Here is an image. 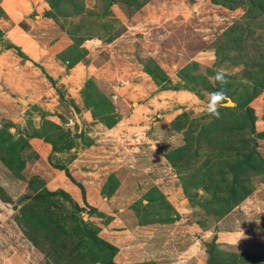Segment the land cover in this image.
<instances>
[{"label": "rangeland", "instance_id": "374dc122", "mask_svg": "<svg viewBox=\"0 0 264 264\" xmlns=\"http://www.w3.org/2000/svg\"><path fill=\"white\" fill-rule=\"evenodd\" d=\"M75 2L84 13L72 12ZM61 5L50 11H57L54 19L46 15L49 6L45 0H0V241L27 255L32 264H102V257L89 254L97 251L90 247L100 241L116 248V264L145 260L149 248L157 249L154 241L161 245L158 253L152 252L158 264H207V260L208 264H218V255L224 259L225 254L234 255L235 264H264V238L258 234H264V165L246 178L250 194L216 217L218 213L207 208L209 195L202 188L203 164L212 160L218 163L213 170L227 168L231 153L221 152L224 142L216 144L217 150L210 148L200 133L219 119L223 123L218 131L225 134L231 123L230 110H223L219 118L207 114L210 89L220 87L215 81L217 71L227 73L231 82L227 90L236 95L251 88V77L260 76L264 16H246L245 2L228 9L210 0H148L131 14L130 6L117 1L100 19L110 20L115 28L100 30L95 26L99 19L92 13L104 10L102 0H67L66 9ZM82 15L95 27L88 29L89 35L81 42L87 52L70 74L77 79L69 82V68L51 78V64L63 63L56 53L46 54L50 41L56 31L67 35ZM232 23H239L243 30L240 46L235 48L230 47L232 34L227 32ZM257 23H261L259 28L254 27ZM120 24L121 32L106 42V34L118 31ZM14 31L34 40L36 52L45 54L47 68L42 60L26 56L14 42H5ZM155 63L166 76L157 85L143 71L145 65L153 69ZM86 81L112 103L110 118L115 121L111 127L82 107L79 92ZM257 96L260 93L248 105L263 118ZM73 99L78 105L74 106ZM236 103L226 95L223 106ZM181 114L180 127H172L171 121ZM259 123L255 121L254 133ZM40 129L51 134L54 144L60 143L61 136H68L73 145L51 151V144L35 135ZM191 136L198 137L197 145L189 140ZM259 139L255 138L253 147L264 161V139ZM176 147L182 149L181 172L164 157ZM51 164L65 166L69 175ZM190 171L195 175L186 183L184 178ZM210 174L212 186L217 171ZM108 176L116 180V187L104 199L100 190L108 184ZM70 178L80 182L91 198V203L79 206L80 210L63 195L44 193L60 189L69 196L73 190L79 193ZM152 188L158 192L157 204L164 210V204L172 208L170 217L175 214V218L169 222L159 221L155 206L145 197ZM144 208L146 219L142 221ZM108 212L138 218L144 225L137 233L130 226L126 230L123 221L108 227ZM26 214L37 215L41 223ZM76 225L83 229L75 234L72 228ZM48 244L54 249H45ZM207 250L214 251L213 257L209 258Z\"/></svg>", "mask_w": 264, "mask_h": 264}, {"label": "trees", "instance_id": "16d2710c", "mask_svg": "<svg viewBox=\"0 0 264 264\" xmlns=\"http://www.w3.org/2000/svg\"><path fill=\"white\" fill-rule=\"evenodd\" d=\"M49 6V11H45L46 15L48 17H52L55 19V15L57 13L56 10H54V14L50 13L55 8V5L61 4V7L63 9H66L65 7V2L67 0H45ZM120 1L121 3L130 6L131 10L129 13H133L140 9L144 3L148 0H102L104 3V10L101 13H92L94 19H99L98 22H96V25L94 22H89L88 19L84 18V15H82V19L77 23L73 24L71 27V30L67 31V35L70 37L71 42L65 49L62 51L56 53V58L59 59L61 63L64 64L65 68H71L79 59L82 57V54H85L86 49H84L81 46V42L89 35L88 29L91 27L98 26V28L105 29L106 27H110L111 30L115 28L114 24L109 21H100L101 17L109 12V6L114 3ZM189 2H192L193 0H188ZM212 4H217L220 6H223L228 9H233L237 6H242L244 5V2L247 4V8L245 9V15L250 16L252 19H255L258 17V15H263L264 16V0H210ZM72 12L74 14H81L83 12V7L80 6L78 3H72ZM2 13L0 9V14ZM128 13V14H129ZM127 14V13H126ZM87 16V15H86ZM85 16V17H86ZM92 23V24H91ZM239 23H232L229 27H227V32L232 34V37L230 39V47H238L240 46L241 43V37L243 35V30L241 27L239 28L240 24ZM60 28L62 29L61 24H58ZM261 23H257L254 27L259 28ZM94 26V27H95ZM122 25H119V30L116 32H113L111 34H106L107 36L105 37V41L109 42L112 39H114L120 32ZM243 28V27H242ZM249 32V31H248ZM87 33V34H86ZM251 33V32H250ZM74 34L79 35L78 37H73ZM86 34V35H85ZM72 38V39H71ZM228 45V42L226 46ZM224 48H227V47ZM229 47V48H230ZM78 51V53H77ZM145 65V64H144ZM153 69H149L144 66L143 71L149 74L150 78L152 81L157 85L158 81L162 82L166 78L163 70L155 63L153 64ZM263 70L261 71V74L259 77H251L252 80V85L251 88L247 91H245L243 94H238L234 91H228L227 89L231 86V82L227 83L224 85L226 89V95L232 98L233 100H236L237 103L233 107H227V106H222L219 109V112L221 113L223 110H230L228 114L230 115V124L227 126L225 134L220 133L219 126H222L223 122H218L219 119H216L214 123L208 124L207 126L208 129H203L200 133L201 136L204 138L205 142L207 145L212 148L217 150L216 144L224 142L226 147H223L221 149V152H230L231 156H227L228 159H230L228 163L227 168L221 167L217 170L216 174V184L211 186L210 180L214 179L211 176V172L215 171L213 170L214 165L218 164L217 162L208 161L203 164V169L206 171V174L202 176V188L204 191L208 192L209 197L207 198V208L211 213H218L214 214L216 217H218L222 212H226L230 210L232 207H234L239 201L243 200L246 196L250 194V189L246 185L247 181V176L249 174H254L258 170H260L259 167H262L264 165V161L260 156L257 154V152L254 150V145H255V138H260L264 139V130L254 133V121H255V115L254 111H252V107L249 106V102L255 97L257 93H261L264 90V67L262 68ZM49 80L51 79L49 76L47 77ZM51 81V80H50ZM210 89V88H209ZM218 88L215 90L210 89V92L216 91ZM80 97H81V102H82V107L84 109L89 110L91 116L94 118L98 119L103 125L107 126L108 128L111 127L114 124L115 120H112L110 118L111 113L113 112L114 108L112 103L108 100V97H106L105 94L98 92L94 87L92 82L86 81L81 89ZM263 104H264V98H263ZM74 106H76L74 104ZM77 108V107H76ZM264 109V108H263ZM221 115V114H220ZM264 115V111H263ZM183 117V114L179 115L178 117L174 118L173 121H171V126L174 128L180 127L179 121ZM221 117V116H219ZM264 120V116H263ZM220 121V120H219ZM222 121V120H221ZM35 135L39 136L40 138L43 139V141L50 143L51 144V151H63L64 149H68L73 145V140L72 138L68 136H64V138L60 139L59 144H54L53 139L51 137V134H48L47 131L44 129H40L35 131ZM197 139L198 137L196 136H191L189 140L194 142L195 145H197ZM190 141V142H191ZM21 147L23 145H20ZM250 146V147H249ZM181 147H176L172 150H170L168 153L166 152L164 157L166 160L172 164L174 167V170H177L178 172H181L180 166H182L181 159H180V154H181ZM37 157V154H34ZM194 154L192 153V156ZM50 157V156H49ZM48 157V161H49ZM226 159V158H225ZM223 160V159H221ZM227 161V160H225ZM19 163H22L19 162ZM51 163V162H50ZM55 169H63L66 175L68 174V171L66 170L65 166L61 164H56L53 165L51 164ZM18 166V164H17ZM21 165H19L20 169ZM224 168L225 170H223ZM259 168V169H258ZM196 169V168H195ZM208 174V175H207ZM194 173L192 171L188 172V178H184V182L187 183V180H190V182L194 178ZM108 184L102 186L100 193L109 196L111 192L114 190L116 187V180H113V177L108 176ZM71 181L78 187L81 195V199L83 204L86 203L85 201V191L84 187L80 182L75 181L73 178H70ZM206 182V183H205ZM39 183V182H38ZM154 188L152 190L150 189L148 191V194L145 195L147 197V200L149 203L151 202L152 206H155V214L156 217H158L160 222H169L171 219L175 218L170 217V213H172V208L168 204H164L163 206H167V210H164L163 207L157 204V195L158 192H153ZM205 192V193H207ZM45 194H56V195H63L65 198L68 199L69 203L73 205L75 210H80V207L74 202L70 196L62 189H60L57 192H44ZM39 196H36L35 198H38ZM91 210H96L94 207H90ZM162 210H164V213L162 215ZM145 208L142 212V215H140L141 220L145 221L146 219V213L144 212ZM25 217H28L30 220L35 222V219L38 218L37 215H31V214H26ZM69 217V216H68ZM162 217V218H161ZM58 218H64V216H58ZM39 221V224L41 221ZM25 224L28 222H25ZM33 223V222H32ZM141 223V222H139ZM81 225L85 226V223H81ZM42 227H47L45 225H42ZM35 229V232H38L40 228H33ZM79 226H75L74 229L72 228V231L76 234V232H80ZM44 230V229H43ZM86 232L85 230H83ZM89 231V230H87ZM81 238V236H80ZM79 238V241H80ZM82 239V238H81ZM90 239H93L90 237ZM49 242L51 240L49 239ZM91 242H93L91 240ZM109 245L108 243L104 241L98 242L94 247L91 246V250H97V251H90L89 254L96 253V255L99 257H102V264H116L115 262L112 261V257L116 251V248L114 246H110V248L107 246ZM213 249L215 248L213 244H211ZM76 247V245H75ZM50 251L54 249L52 245L47 246V248ZM100 251V252H98ZM109 251V252H108ZM214 251H216L214 249ZM213 252L210 250H207V253L210 256L213 257ZM217 257V263L218 264H235L233 259L234 255L232 254H225V258L222 259L221 255H218ZM208 258V259H209ZM139 264V263H138ZM145 264V263H143ZM208 264V260H207Z\"/></svg>", "mask_w": 264, "mask_h": 264}, {"label": "crops", "instance_id": "0c3cea01", "mask_svg": "<svg viewBox=\"0 0 264 264\" xmlns=\"http://www.w3.org/2000/svg\"><path fill=\"white\" fill-rule=\"evenodd\" d=\"M11 37H12L11 39L8 37L9 40H6L5 42H8V43H9V41L14 42V45L18 46L20 48V50H22L26 56H28L29 58H31L34 61L35 60H42L41 63L42 64H45L44 67L47 68V65H46L47 64L46 63L47 61L45 62L44 61L45 59H43V55H45V54H41L43 52L41 50L36 52V49H35L36 48V46H35L36 43L34 42V40L30 36H28L24 32H21L20 33L18 31H14L13 34L11 35ZM52 40L53 41H50L51 42V45L49 46L50 47L49 50L46 51V54H47V52L49 53V51H50L51 56H54L53 55L54 53H58V52L62 51L63 49H65L70 44L69 37L67 35H65L64 33H62L61 31L60 32H57L56 31V33L54 34V37L52 38ZM0 45H2V43H0ZM81 46H83V45H81ZM2 62H3V52L0 53V64H2ZM78 64L79 63L77 62L75 65H73L71 68H69L70 69V72H69V75H67V77H69V79H70L69 82L70 81L72 82L73 80H76L77 79L76 77H73L70 74H71V72L73 70L77 69ZM51 65H52L53 71H54V75L51 74V76H50L51 78H53V76L55 78L57 77L55 75V73H57V75L58 74L60 75V73H64V71L66 70L64 64H63V66H61L59 64H55V63H53ZM51 65H49V66H51ZM1 66L2 65H0V67ZM69 69H67V70H69ZM143 75H147V74L143 72ZM263 98H264V90L260 93V97H258V101H261V111H262V113L264 111V109H263L264 108ZM73 102H74L75 105H78L77 102L74 99H73ZM254 115H255V121L256 122H258V121L260 122L259 123V126H257L258 128H255V130L257 132H260V131L264 130V120H263V118H260L257 114H255V112H254ZM47 117H50V116H47ZM255 121H254V123H255ZM64 185H65V183H64ZM68 187H69V190L70 189L73 190L72 186H69L68 185ZM84 191H85V188H84ZM69 194H70L71 199L74 202H76V204L78 206H82L83 205V202H82V199H81V195H80V191L78 193L75 190H73L72 193H69ZM84 195H85V201L86 202L88 201L87 202L88 204L91 203L88 200L90 197L88 196V193L86 191H85V194ZM101 195H102V198H104V199L107 198V197H105V195H103V194H101ZM97 198L100 199L101 198L100 195H98ZM99 207H102V206H99ZM96 209H98V208H96ZM107 214L111 216L110 219H109L110 221L109 220L107 221L108 222L107 224H109L108 227L115 226L118 223H122V221H123L125 223V225H126L125 226V229L126 230L130 226L129 228H132L133 229V232H136L137 233L136 229L139 228L140 225L141 226L144 225L143 223H139L140 221L138 220V218H134L132 220L130 218L129 219H126V218H124L122 216H121L122 217L121 218L119 216V214L116 215L115 213H111V212H108ZM132 217H134V216H132ZM159 224H167V223H159ZM103 230H105V228H103ZM154 233L151 234L152 236H150V238H152V239L154 238V236H155ZM258 234H261V236L264 238V234L262 235V232L261 231H258ZM0 242H1V244H0V259H1V263L2 264H32L30 262V260L27 259V255H25V254H23L21 252L17 253L11 246H8L9 244H7V243L5 244L3 239ZM153 243H154V245H156L157 249L156 248H149L148 251H146V254H147L148 257H146L145 260H141V261H138V262H133L132 264H135V263L136 264H138V263L139 264H143V263H145V264H158L159 262L156 260L157 258L155 257L156 254L155 255H152V252L155 253L154 250H157V253H158V245L160 247H161V245L159 243L155 242V241ZM114 245L116 246V244H114ZM151 245H152V242H151ZM18 248L19 247H17V250H18ZM159 249H162V248H159ZM132 250H133L132 244H130L129 252H131ZM140 250L141 249H139V251ZM116 253H117V251H116ZM116 253H114V254L116 255ZM115 255H113L112 261L115 262V263H118V262H116L114 260Z\"/></svg>", "mask_w": 264, "mask_h": 264}, {"label": "clouds", "instance_id": "9594fccd", "mask_svg": "<svg viewBox=\"0 0 264 264\" xmlns=\"http://www.w3.org/2000/svg\"><path fill=\"white\" fill-rule=\"evenodd\" d=\"M215 81L220 85V87L216 91L209 94L206 109L208 115L219 118V109L223 106L226 97V89L224 85L228 83L227 73L223 70L217 71Z\"/></svg>", "mask_w": 264, "mask_h": 264}, {"label": "water", "instance_id": "95a60500", "mask_svg": "<svg viewBox=\"0 0 264 264\" xmlns=\"http://www.w3.org/2000/svg\"><path fill=\"white\" fill-rule=\"evenodd\" d=\"M230 102V100H227V103H229ZM231 103V102H230Z\"/></svg>", "mask_w": 264, "mask_h": 264}, {"label": "bare ground", "instance_id": "6f19581e", "mask_svg": "<svg viewBox=\"0 0 264 264\" xmlns=\"http://www.w3.org/2000/svg\"><path fill=\"white\" fill-rule=\"evenodd\" d=\"M227 104H230V102H229V103H227Z\"/></svg>", "mask_w": 264, "mask_h": 264}]
</instances>
